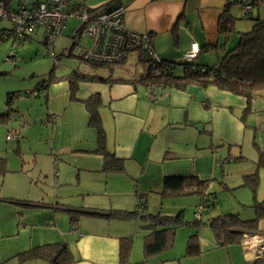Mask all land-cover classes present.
I'll use <instances>...</instances> for the list:
<instances>
[{"label":"crops","instance_id":"crops-1","mask_svg":"<svg viewBox=\"0 0 264 264\" xmlns=\"http://www.w3.org/2000/svg\"><path fill=\"white\" fill-rule=\"evenodd\" d=\"M242 1L122 0L125 5L123 21L128 29L147 33L153 51L161 59H181L195 43L198 52L193 60L199 65L210 66L218 62L227 48L236 44L239 32L250 29L237 21ZM225 8L235 18L234 26L239 24L246 29L237 30L235 26V35L233 33L227 43L218 30L219 17ZM253 13L264 18V3L254 8ZM39 31L42 34V29ZM74 36L77 40L79 34ZM131 58L135 65L142 62L138 51L129 53L126 62ZM126 62L120 67L102 65V71L89 73L107 80L80 82L75 95L78 100L70 98L68 83L63 78L48 86L45 104L50 129L44 144L50 163L40 165L37 174L24 175V166L13 167L9 163L12 144L6 135L10 132L0 125V159L6 157L7 167V171L0 173V199L12 197L44 203L36 207L0 200V264H43L40 259L20 262L16 255L53 243L68 246L73 259L71 264H120L119 245L124 237L131 238L126 258L130 264H255L253 248L243 236L239 243L217 246L203 215L197 225L194 224L195 216L185 219L188 210L191 213L201 200L198 195L161 199L160 192L165 176L197 175L210 180L208 189H213L210 185L226 187L229 191L240 188L238 194L244 196V200L238 198L237 209H240L241 205H250L243 194V177L257 170V199H264V172L262 166L257 165V147L260 146L255 142L256 122L259 128H264V106H254L252 100L244 114L247 107L244 97L212 85L202 88L191 84L184 89L148 87L136 81L145 71L135 77L123 74L125 69L121 66ZM148 91H154L155 101L147 98ZM94 93L100 97L99 115L107 149L123 160V171H103L102 157L94 152L97 135L88 126V112L81 102ZM26 133V130L20 132V138ZM20 138L14 140L18 147L22 146ZM250 142L257 157L250 154L247 156L251 158L245 157L244 151ZM238 155L243 160L233 159ZM46 168L55 169L57 184L76 181L77 202L59 201L57 189L49 200L41 198L45 194L33 186ZM12 171L19 175L10 177ZM138 193H145L144 202L139 201ZM137 206H141V210L136 217L82 213L75 222L65 209L106 213L112 209L133 211ZM180 210L187 223L176 229L171 248L143 261L147 221L141 216L157 212L173 215ZM214 210L216 205L209 209L206 217L214 214ZM232 213L240 215L241 210ZM245 217H253V212H247ZM259 231L264 233V219L259 222ZM194 232L198 235L200 252L188 256L184 252L185 245Z\"/></svg>","mask_w":264,"mask_h":264},{"label":"trees","instance_id":"trees-1","mask_svg":"<svg viewBox=\"0 0 264 264\" xmlns=\"http://www.w3.org/2000/svg\"><path fill=\"white\" fill-rule=\"evenodd\" d=\"M248 1V0H247ZM241 3V2H240ZM252 10L247 12L245 19L254 20L250 29L238 33V40L234 46L227 48L215 65L202 66L193 60H164L160 63L151 64L149 54L144 49H138L139 59L146 64L145 72L136 80L138 83L152 87L154 85L184 89L193 84L202 88L208 85L215 86L219 90L230 92L234 95L242 96L247 101V107L243 111L247 113L250 102L257 95H264V18H259L253 13L254 8L264 3V0H251ZM124 7L122 0H108L97 7H89L83 1L74 2L69 0L68 10L71 12H86L94 15L97 12L112 11L116 8ZM235 18L229 13L228 8L224 9L219 17L218 30L224 36V42L227 43L230 36L235 32ZM76 35L74 36V38ZM12 38V27H0V41ZM152 44V43H151ZM210 48V47H209ZM211 48H215L212 46ZM81 58V57H80ZM91 65L104 66L107 64L90 62ZM62 77L54 75L53 71L49 73L47 79L41 80L35 87V94L43 92L46 99V90L48 86ZM69 87V94L72 100H78L75 95L79 88L80 82L106 81L97 75L83 73L78 69H73L65 78ZM13 93L7 94L6 104L10 106ZM88 112V126L93 128L97 135V146L95 153L102 157L103 171H123V160L115 156L107 149L106 136L99 115L100 97L98 93L90 95L88 98L81 100ZM9 112L0 113V124L7 123ZM18 134L16 140L20 138L18 131L12 132ZM11 140V139H9ZM18 146L14 148L19 153ZM259 157L258 166H264V154L261 148L257 147ZM234 160H243L238 155L233 157ZM5 159H0V173L7 171ZM208 179H200L197 175L189 176H165L163 178L160 198H174L179 196L198 195L204 204V210L199 217L195 216L194 224H198L202 215L209 213V209L216 204V195L208 189ZM259 183L258 171L247 174L243 177V186H248L253 192V202L249 207L253 210V217L242 218L238 213L211 214L206 219V224L213 233L217 246H227L233 243H239L244 234H256L259 231V222L264 219V199L257 200L255 197L256 189ZM139 201L146 197L145 193H138ZM0 200L9 203H19L25 206H44L41 201L19 200L12 197H1ZM146 201V200H145ZM141 207V206H140ZM198 207V206H197ZM70 214V219L75 222L82 213L90 215H105L114 218H132L138 216L136 210H109L106 213L97 211H83L70 207H65ZM197 210V209H196ZM196 212V211H195ZM146 219L145 229L147 232L143 236V256L145 261L151 255L162 253L173 245L176 229L187 223L183 218V211L176 214L167 215L157 213H147L142 215ZM131 246V238L124 237L120 240L119 259L120 264H130L127 261V254ZM185 255L192 256L199 254V242L196 232L190 234L185 245ZM20 262L31 259H40L43 264H71L73 259L68 246L64 243L44 244L30 248L16 255ZM260 259L255 260L257 264ZM139 264V263H135Z\"/></svg>","mask_w":264,"mask_h":264},{"label":"rangeland","instance_id":"rangeland-1","mask_svg":"<svg viewBox=\"0 0 264 264\" xmlns=\"http://www.w3.org/2000/svg\"><path fill=\"white\" fill-rule=\"evenodd\" d=\"M106 1L108 0H84L89 7H96ZM11 4L12 6L16 5L17 0H12ZM239 12L240 9L238 13ZM240 16L241 14L239 13L237 21L241 22V26L246 24L251 27L254 20L245 19ZM79 22L80 20L78 17H69L62 33L56 37L53 43L54 56L49 54L47 46L41 41L42 34L40 31L30 41L15 43L12 38L0 41V113L8 112L10 108L7 123L0 125L4 127V130H9L11 133L14 130V132L18 131L19 134L20 132H25V130L27 131L26 135L20 138L22 146L18 148L19 153L14 151V148L17 146V142L14 141L15 138L10 140L12 145L9 146L10 149L8 148L10 150L9 163H11L13 167H15V165L24 166L26 168L23 172L24 175L31 176L33 173L37 174L38 169L41 168L40 165L50 163V157L45 151L46 146L44 144L48 140V132L50 129V124L47 122L48 112L45 99L43 94H41L42 92H39V95L32 94L36 91L35 87L37 83L47 79L51 71H53L55 76L65 78L73 69H78V71L83 73H93L100 72L104 68L102 66H91L89 63L92 61L84 60L78 56L82 47H88L92 44L91 38L86 34H80L77 40L73 39V30H75ZM8 24L7 21L0 20V27L8 26ZM235 26L237 30H246L244 29L245 27H241L239 24ZM127 58L128 56L118 63L110 62L103 64L113 66L119 65L117 67H120L122 63L126 62ZM121 68L125 69L123 72L125 76L135 77L140 76V74L146 70V64L141 62L135 65L131 58L121 66ZM8 93L14 94L10 106L6 104ZM253 100L254 106H264V95H257ZM251 117L252 114H250L249 118ZM247 121H249V119ZM255 131V142H257L261 148V146L264 145V128H259L256 122ZM246 148L247 149L244 151L246 158H251L247 156L248 154H250V156L256 155L255 157H257L256 150L251 142L246 145ZM11 165H9L10 168L12 167ZM261 170L264 172V166L261 167ZM42 173L43 175H41L38 180H34L35 184L33 186L45 194L41 195V198L49 200L53 191L57 189L56 192L58 196H60L59 201L68 204L77 202L78 197L76 193L78 191L76 190V181L70 180L66 184H57L54 174L55 169L46 168L43 169ZM11 175L10 177H17L19 174L12 171ZM217 185L219 186L218 183ZM210 186L213 189L210 188L211 190H209L216 195V210H214V214L241 210V217L246 219L245 216H247V212H253L252 208L248 205L245 207L241 205V208L237 209L238 198L244 200V196L241 194L240 197V194H238L241 190L240 188L229 191L226 187L225 190L221 187L217 188L216 186L213 187V185ZM243 188V194H246V198L250 200L249 204H251L254 197L253 192L248 186H244ZM257 190L258 187L255 193L256 199ZM196 207L191 209V213L188 210L185 219L189 217L187 220H191L195 216L194 212L197 209ZM206 215L207 213L203 215V221H206ZM194 220H196L195 217ZM257 264H264V260L259 261Z\"/></svg>","mask_w":264,"mask_h":264},{"label":"built area","instance_id":"built-area-1","mask_svg":"<svg viewBox=\"0 0 264 264\" xmlns=\"http://www.w3.org/2000/svg\"><path fill=\"white\" fill-rule=\"evenodd\" d=\"M10 0H0V20L7 21L12 27L13 41L22 43L30 41L42 29V42L47 46L48 52L54 56L53 43L70 16L80 20L74 34H86L92 40L88 47H82L78 56L84 60L96 63H118L132 51L144 49L150 56L151 64L160 63L161 59L153 51V46L147 33H139L125 27L123 16L124 7L112 11L97 12L89 15L86 12H71L68 10L69 0H44L29 2L17 0L12 6ZM241 17L252 10L251 0H244L239 4ZM198 52V47L192 43L189 51L182 57L191 60ZM147 98L156 100L154 91H148ZM18 134L8 133L6 139L17 138ZM264 154V145L261 146ZM137 206L136 211L140 212ZM204 210V204L197 207L195 216L199 217ZM254 251L255 259H264V233L244 234Z\"/></svg>","mask_w":264,"mask_h":264}]
</instances>
